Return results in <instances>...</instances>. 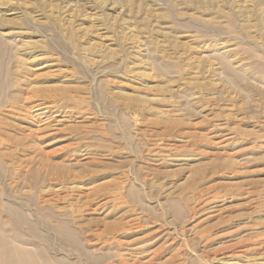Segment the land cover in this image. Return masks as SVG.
Instances as JSON below:
<instances>
[{"label":"rangeland","instance_id":"rangeland-1","mask_svg":"<svg viewBox=\"0 0 264 264\" xmlns=\"http://www.w3.org/2000/svg\"><path fill=\"white\" fill-rule=\"evenodd\" d=\"M0 38V188L51 255L264 264V0H0Z\"/></svg>","mask_w":264,"mask_h":264},{"label":"bare ground","instance_id":"bare-ground-1","mask_svg":"<svg viewBox=\"0 0 264 264\" xmlns=\"http://www.w3.org/2000/svg\"><path fill=\"white\" fill-rule=\"evenodd\" d=\"M4 50V43L0 40L1 65ZM4 85V82L0 84L2 88ZM1 104L0 102V106ZM3 171L0 165V181ZM5 196V189L0 188V264H73L65 258L51 255L49 240L38 233V225L30 218V214L24 211L22 201L10 199L8 202L4 200ZM66 224L60 223V229L66 232L67 237L73 236Z\"/></svg>","mask_w":264,"mask_h":264}]
</instances>
